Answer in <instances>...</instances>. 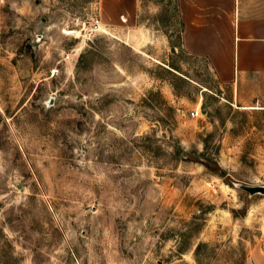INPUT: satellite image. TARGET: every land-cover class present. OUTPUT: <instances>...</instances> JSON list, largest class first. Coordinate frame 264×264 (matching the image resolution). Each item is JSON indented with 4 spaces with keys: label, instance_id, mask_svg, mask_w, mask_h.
<instances>
[{
    "label": "rangeland",
    "instance_id": "rangeland-1",
    "mask_svg": "<svg viewBox=\"0 0 264 264\" xmlns=\"http://www.w3.org/2000/svg\"><path fill=\"white\" fill-rule=\"evenodd\" d=\"M142 3L128 32L97 0H0V264L264 257V196L234 186H264V110Z\"/></svg>",
    "mask_w": 264,
    "mask_h": 264
},
{
    "label": "crops",
    "instance_id": "crops-1",
    "mask_svg": "<svg viewBox=\"0 0 264 264\" xmlns=\"http://www.w3.org/2000/svg\"><path fill=\"white\" fill-rule=\"evenodd\" d=\"M166 1L177 18L179 48L205 60L211 78L230 90L234 105L264 110V0ZM142 4L97 0V18L105 30L143 31ZM247 264H264V257Z\"/></svg>",
    "mask_w": 264,
    "mask_h": 264
},
{
    "label": "water",
    "instance_id": "water-1",
    "mask_svg": "<svg viewBox=\"0 0 264 264\" xmlns=\"http://www.w3.org/2000/svg\"><path fill=\"white\" fill-rule=\"evenodd\" d=\"M223 176H225L224 173H222ZM235 188L245 192L248 194L249 197L255 196V195H261L264 196V186H249L244 184L236 183L234 184Z\"/></svg>",
    "mask_w": 264,
    "mask_h": 264
},
{
    "label": "built area",
    "instance_id": "built-area-1",
    "mask_svg": "<svg viewBox=\"0 0 264 264\" xmlns=\"http://www.w3.org/2000/svg\"><path fill=\"white\" fill-rule=\"evenodd\" d=\"M94 22H95L94 26L98 28V27H99V26H98V24H99V20L96 19Z\"/></svg>",
    "mask_w": 264,
    "mask_h": 264
}]
</instances>
